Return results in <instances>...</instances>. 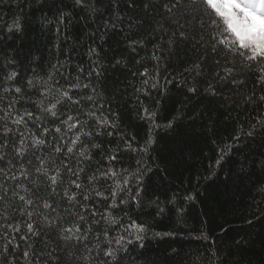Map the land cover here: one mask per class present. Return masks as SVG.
<instances>
[{
  "label": "trees",
  "instance_id": "obj_1",
  "mask_svg": "<svg viewBox=\"0 0 264 264\" xmlns=\"http://www.w3.org/2000/svg\"><path fill=\"white\" fill-rule=\"evenodd\" d=\"M165 3L0 0V117L10 106L13 116L32 113L21 125L0 119V264H264L260 65L249 69L218 44L224 37L213 39L218 30L207 27L202 9L192 14L173 9V14ZM181 31L187 39L180 38ZM226 68L233 74L221 80ZM234 78L244 82L234 85ZM58 99L57 116L42 110ZM69 115L74 117L69 123L80 122L71 132L62 123ZM105 119L107 126L98 123ZM5 127L12 131L5 134ZM77 133L80 140L68 154ZM32 135L46 144L31 148ZM22 138L27 150L21 158L15 148ZM82 149L87 159L80 156ZM39 158L49 174L60 170L55 186L35 172ZM21 163L30 180H37L21 178L29 190L21 194L35 202L24 215L23 202L12 194L21 181L6 179L19 174ZM69 168L83 171L77 178ZM106 172L115 175L105 177ZM66 189L77 194L72 204ZM45 200L52 208H43ZM27 211L37 213L31 218L37 236L27 233ZM45 215L59 217L56 225L46 226ZM109 216L117 223L102 218ZM133 222L144 228L140 240L130 228ZM17 223L21 231H10L8 225ZM73 223L87 234L83 243L59 238L60 228ZM121 236L116 259L105 257L104 250L117 248Z\"/></svg>",
  "mask_w": 264,
  "mask_h": 264
},
{
  "label": "snow or ice",
  "instance_id": "obj_2",
  "mask_svg": "<svg viewBox=\"0 0 264 264\" xmlns=\"http://www.w3.org/2000/svg\"><path fill=\"white\" fill-rule=\"evenodd\" d=\"M76 3L79 5L82 3V0H76ZM165 9L169 13H173V9H176L177 12H181L183 10L184 13L192 14L196 12H200L201 9L203 10L202 15L207 16V27L215 28L217 29L216 35L213 37V39H216L217 36H223V39H219L217 41L218 44H223L227 52H230L233 57L239 56L242 58V62L246 64V66L251 69L253 65H260L259 67V77H258V83L264 84V0H167V3H165ZM175 14V13H173ZM213 15L215 18H213ZM195 18V17H193ZM173 23L179 24V20L172 21ZM221 24L223 27H221ZM200 25L203 28L205 26V21L203 18L200 19ZM180 28H183V24H179ZM227 33V35H225ZM175 35V33L173 34ZM180 38L187 39V34L183 31L180 32ZM174 41L170 39L169 43H173ZM216 44H212L213 51L216 50ZM200 65H196V67H199ZM225 76H220L219 78L221 80L227 79L229 76L233 74L234 69L232 68H226L225 70ZM144 75L145 73H141ZM15 76V73L12 74V76L9 77V79H12V77ZM244 81L242 79H232V83L234 85L236 84H242ZM31 84V81H29ZM87 87V85H85ZM189 92H195L196 89L190 87ZM209 90H211V85H209ZM7 91V89L5 90ZM16 93H20L21 89L19 87L15 88ZM213 94H215L213 92ZM44 95V93H42ZM62 97L66 100H71L72 103H78V101L73 100L67 92H62ZM88 99H92V97H88ZM248 100H251V97L247 98ZM260 100L264 101V95L259 97ZM61 101L58 99L55 104H52L50 107H46L42 109L43 111H46L51 114V116L55 117L57 116V112L55 111L57 104H59ZM147 111V110H146ZM89 116L95 115V113L89 112ZM153 114H149L148 118L151 120ZM25 116L28 118L32 117L31 112H25L23 115L17 114L15 116L12 115L11 106L9 107V110L4 113L0 119L4 120H11V123L14 125H21L26 123ZM36 119H39V117H36ZM74 117L69 115L66 120L62 121L63 124L67 125V131L71 132L73 129L77 128V125L80 123L78 120L74 123H69L70 121H73ZM102 126L108 125V120H101L98 121ZM260 123V121H258ZM170 126V125H169ZM12 129L5 127L4 133L7 134L8 132H11ZM47 129H44V132L47 133ZM56 132L60 133L61 129L56 128ZM87 134V133H84ZM109 135H112L111 132L108 133ZM63 139V137H61ZM80 140V133L75 134L74 138L71 139L70 145L67 146V153L73 154L74 149L76 148L77 142ZM46 141L43 138H40L36 135H32L31 137V145L30 147L33 149H38L40 146L45 145ZM148 144H151V136H149ZM4 145H0V149H2ZM93 147H98V145H93ZM26 141L22 138L20 140L19 147L15 148V154L18 157H24L26 153ZM56 153L61 152V147L58 145L55 148ZM80 156L84 159H87L88 156L86 154L85 150L80 151ZM0 159H3V154L0 153ZM40 163L39 166H35V172L37 175H43L51 182L52 186H55L58 182V178L60 177V170L56 169L54 174H49V169L46 166L45 160L43 158H39ZM109 159H115V157H110ZM31 163V162H29ZM70 172H72V175L79 176V171H83V169H80L79 171L73 172L70 168L68 169ZM0 171H3V169H0ZM18 175L15 173H12L11 175L6 174V179H11L13 181H21V178L23 180H30V172L26 170L23 163H21V166L18 170ZM115 175L114 173L106 172L103 173L105 177L109 175ZM95 177L90 178L91 180H94ZM31 183L35 184L37 183L36 179H31ZM127 181H125V184ZM71 184L76 189H81L82 185L77 182V180H72ZM0 187H4L3 184H0ZM120 184H116V188L112 191L111 196L113 199L118 194V191L120 190ZM16 189H19L20 191L13 190L12 194L18 198L19 201H22L24 204V208L19 209L21 212V215L25 214L26 209L29 206L34 205V200L31 198H28L25 194L21 193H27L29 190L25 187L24 183L21 181L20 183L15 185ZM53 191H55V187H53ZM7 194V189H5V195ZM65 197L67 198V201L69 204H72L73 201L76 200V193L72 192L70 193L67 189L64 192ZM97 196H103V193L97 192ZM139 193H137V196ZM0 199H3V197H0ZM84 199L87 200L88 196L85 195ZM191 199V197H189ZM124 201L121 200V203ZM115 206L114 204L110 207ZM43 208L44 209H50L52 208V205H50L46 200L43 202ZM55 211V209H52ZM29 222L26 223L27 233L31 234L32 236H37L39 234L38 230L34 228V224L31 221V218L34 214H37L34 211H27L26 212ZM92 215H95V213H92ZM57 218L49 219L47 215L44 216V221L46 226H55L57 223ZM107 220H109L110 223L116 224L117 221L115 219H112L109 217H102ZM79 219L83 221L85 217L83 215L79 216ZM8 228L12 232H20L21 226L19 223L16 225H8ZM130 228L134 230L136 235V240L142 239V236L139 235V233H142L144 231L143 226L137 225L135 222H133L130 225ZM60 239H62L65 242H72L75 241L77 243H83L88 239L87 234L82 232V229L79 224L73 223L70 227H61L60 228ZM66 233V234H65ZM6 236V234H5ZM7 238V237H6ZM15 239V236L8 239V243H12V241ZM21 240H27V235H21ZM105 239H107V232H105ZM125 238L123 236L119 237L115 240V245L117 248L108 247L106 250H104V256L110 257L112 260L116 259V252L119 251L120 248L123 247L122 241ZM111 241H109V245H111ZM127 243H132V240H128ZM85 247H87L85 245ZM5 251H7V248H5ZM91 251V249H89ZM29 256V253L27 251L24 252V257L27 259ZM84 259H89V257H84ZM104 264H109V262L106 260L104 261Z\"/></svg>",
  "mask_w": 264,
  "mask_h": 264
}]
</instances>
